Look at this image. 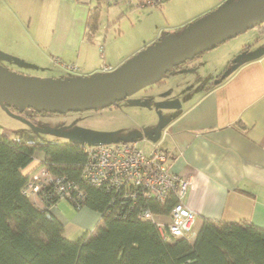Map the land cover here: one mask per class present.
Instances as JSON below:
<instances>
[{
    "label": "crops",
    "instance_id": "0c3cea01",
    "mask_svg": "<svg viewBox=\"0 0 264 264\" xmlns=\"http://www.w3.org/2000/svg\"><path fill=\"white\" fill-rule=\"evenodd\" d=\"M3 1L7 3L8 14L28 16L30 22L34 20V28L24 32L21 39L9 32L6 35L8 42L13 43L16 54L28 56V59L38 57L47 67L67 68L65 64L69 63L72 64L70 69L78 68L84 72L83 75L95 71L98 76L112 71L143 48L141 43L117 60L98 66L95 55L100 46L94 36L92 41L84 37L93 0ZM167 1L164 7L169 4ZM225 1L181 0L177 27L183 26L178 27L174 34L181 33L192 20L211 16L213 10ZM162 9L165 8L162 6ZM262 25L252 28L257 33L231 47L232 51L224 60H196L192 66L181 68L185 71L169 74L165 78L167 85L160 90L162 92L152 95L156 103H171L174 107L164 114L160 133L152 140L151 147L157 146L165 152L169 172L190 180L184 204L196 214L198 227L206 218L229 222L247 220L264 228ZM161 38L157 36L146 44ZM239 52H247L248 55L231 69L230 58ZM100 57L105 62V55ZM210 57L214 58V55ZM225 70H229L228 74L214 84ZM41 78L33 79L43 82ZM38 160L37 155L29 169L35 167ZM85 232L87 230L81 226H71L68 230L63 225V234L71 240Z\"/></svg>",
    "mask_w": 264,
    "mask_h": 264
},
{
    "label": "trees",
    "instance_id": "16d2710c",
    "mask_svg": "<svg viewBox=\"0 0 264 264\" xmlns=\"http://www.w3.org/2000/svg\"><path fill=\"white\" fill-rule=\"evenodd\" d=\"M142 3L139 0L137 7ZM161 5L159 1L153 7ZM99 6L88 12V41L97 30ZM38 154L41 159L29 169ZM86 162L84 148L74 140L37 143L0 133V264H264V228L247 220L204 218L191 242L163 239L142 212L165 215L174 199L159 202L137 193L132 200L110 186L90 185L82 177ZM39 168L68 182L69 192L80 194L77 200L66 199L74 209L85 206L99 213L93 230L68 239L51 211L61 198L48 191L41 206H35L24 196L28 176Z\"/></svg>",
    "mask_w": 264,
    "mask_h": 264
},
{
    "label": "rangeland",
    "instance_id": "374dc122",
    "mask_svg": "<svg viewBox=\"0 0 264 264\" xmlns=\"http://www.w3.org/2000/svg\"><path fill=\"white\" fill-rule=\"evenodd\" d=\"M159 1H162L161 8H155L153 5L140 8L137 7L135 0H122L117 4L110 5L104 0L92 1L91 6H97L98 2L100 5L97 30L94 33V40L100 46L99 52L95 55L98 66L99 64L105 65L108 61L117 60L119 56L125 55L132 47L142 43L143 48L139 50L141 51L151 45V43H146L157 36H161V39H163L167 34L178 32L177 28L183 26L177 27V21L180 20L178 12L179 6L182 4H180L181 0H169V4L165 7L164 3L167 0ZM162 6L165 9H162ZM11 14L13 13L11 12ZM27 17L8 14L6 1L0 0V63L4 65L3 67L9 73L19 74L24 78L41 76L43 82L52 79L64 81L73 78L80 79L85 76L97 77L95 71L83 75L84 72H81L78 68L70 69L72 64L69 63L65 64L68 65L67 68L56 69L51 68L50 65L47 67L40 62L38 57L34 56V59H28V56L24 57L21 54H16L12 47L13 43L8 42L6 35L13 32L17 39H21L20 36L24 32H30L34 28V20L30 22ZM262 24L264 26V23ZM254 33H257L256 29H248L237 34L235 37L216 45L211 51H205L192 60L186 61L180 67H190L196 63V60L203 62L210 58L224 60L232 51L231 47L240 45L248 35ZM238 54L232 56L230 61ZM100 55H105L107 60L105 59L104 62ZM212 55H214V58L210 57ZM231 67L232 64H230ZM169 74L171 72L158 76L141 88L131 92L124 100L105 109L56 114L36 113L30 109L18 110L13 107L6 110L0 106V133L11 139H23L37 143L54 142L63 144L72 141L62 134H46L36 131L29 125L32 124L41 130L68 133L96 141H108L110 143L125 140L135 141L139 151L148 153L153 147H151L152 140L156 139L160 133L165 120L164 114L169 110L159 109L158 106L162 103H156L152 95L160 91L162 86L167 85L165 78ZM38 158L41 159L40 154H38ZM51 211L68 230L71 226H81L83 230L91 231L100 217L97 211L85 206L74 209L63 199L52 206ZM157 219L163 221L164 217L159 216ZM194 227V234H190L192 236L191 240L199 228L196 222Z\"/></svg>",
    "mask_w": 264,
    "mask_h": 264
},
{
    "label": "water",
    "instance_id": "95a60500",
    "mask_svg": "<svg viewBox=\"0 0 264 264\" xmlns=\"http://www.w3.org/2000/svg\"><path fill=\"white\" fill-rule=\"evenodd\" d=\"M262 23L264 0H227L213 10L211 16L187 24L179 34H169L157 40L112 71L95 78L85 76L80 79L39 82L9 73L0 65V106L6 110L13 107L18 110L31 109L36 113L56 114L109 108L158 76L173 72L186 61ZM245 56V52L235 56L231 61V69ZM228 71L225 70L213 83L220 82ZM173 107L174 104L171 103L158 106L159 109ZM29 125L42 133L62 134L82 147L110 143L41 130Z\"/></svg>",
    "mask_w": 264,
    "mask_h": 264
},
{
    "label": "built area",
    "instance_id": "2783aa9c",
    "mask_svg": "<svg viewBox=\"0 0 264 264\" xmlns=\"http://www.w3.org/2000/svg\"><path fill=\"white\" fill-rule=\"evenodd\" d=\"M104 1L110 5L122 0ZM135 1L139 3V0ZM143 1V6H156L159 3V0ZM83 148L87 155L82 170L85 182L96 187L110 186L132 200L137 193L159 202L174 199L169 212L162 215L163 221L157 219L159 215H152L147 210L142 212V216L154 222L163 239L186 238L192 241L190 234H194L196 214L184 204L190 180L168 171L167 156L162 149L154 146L150 152L142 153L135 141L127 140L84 145ZM67 188L68 182L64 183L61 177H54L48 170L39 168L28 176L23 194L35 206H41V198L48 191H53L54 195L63 200H77L81 197L79 193L69 192Z\"/></svg>",
    "mask_w": 264,
    "mask_h": 264
},
{
    "label": "flooded vegetation",
    "instance_id": "af4514ba",
    "mask_svg": "<svg viewBox=\"0 0 264 264\" xmlns=\"http://www.w3.org/2000/svg\"><path fill=\"white\" fill-rule=\"evenodd\" d=\"M245 54L248 55L247 52H245Z\"/></svg>",
    "mask_w": 264,
    "mask_h": 264
}]
</instances>
